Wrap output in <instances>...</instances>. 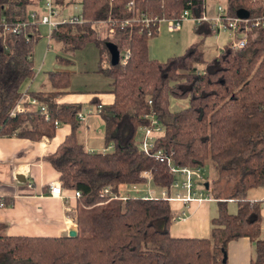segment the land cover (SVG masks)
<instances>
[{"label":"trees","instance_id":"16d2710c","mask_svg":"<svg viewBox=\"0 0 264 264\" xmlns=\"http://www.w3.org/2000/svg\"><path fill=\"white\" fill-rule=\"evenodd\" d=\"M38 1L0 0V20L26 22ZM129 1L58 0L62 8L79 5L82 23L60 24L49 35L60 47L62 56L54 57L60 66L71 64L63 55L88 43L97 49L95 73L110 80L113 97L98 112L102 146H110L106 152L85 148L79 136L82 123L76 119L81 105L55 103L69 92L67 71L46 72L42 86L49 91L27 93L43 107L46 120L38 109L11 114L23 94L21 86L34 76L32 52L39 27L28 25L19 34L3 33L0 27V138L37 142L68 126V134L44 161L63 190L79 193L73 237H10L0 224V264H226L221 260L227 244L240 238L252 244L249 264H264L260 204L246 199L247 191L264 188V29H251L242 49L224 47L205 60L200 46L212 29L195 28L201 41L158 61L148 55L155 26L122 22L140 15L170 20L184 10L198 18L204 15L205 0H133L127 10ZM222 8L228 17L244 11L249 19L264 18V0H225ZM107 43L119 57L128 51L124 64H110ZM172 100L185 101L186 107L172 111ZM150 119L161 129L150 153L160 152L162 162L145 155L136 142L137 129ZM206 166L214 171V182L233 180L224 200L212 195L217 215L209 221L207 238L170 237L172 213L165 199L110 198L120 185L144 184L143 172L154 186L168 190L178 179L171 167ZM103 188L110 196L100 197ZM202 189L209 190L207 179ZM229 199L235 203L234 214L226 210ZM0 201L12 205L11 197Z\"/></svg>","mask_w":264,"mask_h":264},{"label":"crops","instance_id":"0c3cea01","mask_svg":"<svg viewBox=\"0 0 264 264\" xmlns=\"http://www.w3.org/2000/svg\"><path fill=\"white\" fill-rule=\"evenodd\" d=\"M57 6L61 17H70L69 15H63V11L70 6L66 8H62L58 4ZM71 6H73L74 9H79L77 14H80L79 5L75 4ZM218 7L222 8L223 6L218 5L215 12L213 9L207 12L205 6L204 15L208 18L214 16ZM33 9L38 10L39 3ZM208 26L211 28L208 23L199 25L192 23V30L194 31V27H196L204 29L208 33ZM180 31L179 29L175 33L181 34ZM156 32L157 37L159 34V25ZM223 33H226L227 38L222 46H216L217 53L215 56L232 42L233 35L228 31H214L213 29L211 33H209L214 37L215 42L219 41ZM188 38L190 40V37L187 36V39ZM193 38L195 37L193 36ZM200 51L203 55L202 49H200ZM40 71L41 69L37 72L40 73ZM45 73L46 72L43 74ZM36 79L37 75L34 72L33 79L27 82L29 84L26 83L27 85L23 87L22 95H27L28 92L49 91L47 86H42L44 76L33 88ZM100 93L101 92L80 94L69 91L55 100V103L59 104H79L81 105L80 110L86 109L92 111L91 114L86 116L85 121L81 122L82 126L79 135L88 152H106L110 150V146L106 148L102 146L101 123L98 113L95 111V107L110 105L113 97L108 92L107 94ZM94 99L97 105L91 104V100ZM21 106L25 111L34 109L25 103V99H23ZM185 107V101L172 100L170 102V110L177 111ZM68 132V126L61 125L56 128L52 139L41 138L37 142H31L16 137L0 138V198H12V205L10 207L4 206L0 208V224L4 226V234L6 236L62 237L67 236L69 231H76V198H73L72 192L67 190H63V196L61 198L48 195L49 185L58 183V176L44 161V157L54 151L56 146L63 140ZM15 177H19V180L15 179ZM143 179L146 185L145 194H147L144 198H149L148 192L150 191V198H171L170 200L168 199L167 202L172 217H179V219L175 222H171L169 227L170 237L195 239H204L208 237L210 229L209 221L216 217L217 207L215 199H213L207 191H202L197 187L196 189L199 193L196 194V197L200 195V200L182 201L175 199L174 196L177 195L180 198L181 196H185L184 192H177L172 188L166 190L154 186L151 183L149 174L146 172L143 175ZM138 185H120L117 188V195L115 198L121 200L131 198L128 196L129 192L135 191ZM246 199L260 204L259 213L262 218L260 229L261 236L264 238V188H256L247 191ZM221 200H224V198ZM230 206L233 207L231 208ZM235 209L234 201L230 199L226 200V210L228 214H234ZM251 245V242L247 238H240L236 241L229 242L225 253L226 264H249Z\"/></svg>","mask_w":264,"mask_h":264},{"label":"built area","instance_id":"2783aa9c","mask_svg":"<svg viewBox=\"0 0 264 264\" xmlns=\"http://www.w3.org/2000/svg\"><path fill=\"white\" fill-rule=\"evenodd\" d=\"M39 9H32L28 14V21L20 22L16 24L7 23L3 19L0 20V27L2 28L3 33H11V34H19L22 32L28 25L35 24L36 26L44 27L46 29V38L49 41V35L52 30H54L60 24H71L76 25L82 23V19L80 14L72 15L70 17H61L59 15V9L57 6V0H39ZM133 6V0H130L126 4L127 10H131ZM136 22L140 25L147 27L149 24L155 26V30L157 31V27L159 23H165L166 29L170 33H175L180 29L181 23L184 21H190L195 25H199L201 23L210 24L211 28L214 31H228L233 35L232 42L226 47L231 51L235 52L237 50L242 49L246 43L247 33L251 29L261 28L264 29V18H253L249 19L248 16L246 18H238L237 16L228 17L225 16L223 8L218 7L216 14L210 18L202 15L201 17H193L188 10L182 11L177 17L172 18L170 20H158L156 18L150 20L143 15L138 16L137 18H132L130 20H125L122 22V26L127 25L129 22ZM112 29H108V33H111ZM129 53L127 50L123 52L121 57H119V62L124 64L126 59L128 58ZM25 99V103L34 109H38L41 114H43L44 119H47L46 114L44 113L43 107L39 105V103L30 98L27 95H21L19 101L17 102L15 108L11 112V114L18 112H25V109L22 108L21 104ZM101 106H96L95 111L98 113ZM91 110H80L76 113V119L79 122H84L86 116L91 114ZM56 125V123H54ZM161 134V129L157 125V123L150 119L149 125L141 126L136 131V142L140 151H142L145 155L154 157V159L162 162V157L160 152H151L153 147V143ZM168 163V161L166 162ZM170 171L173 174H176L178 179L173 182L170 188L176 190L177 192H184L185 196H181L180 198L175 195V199L182 201H190V200H200V195L196 197V194L199 193L197 191V187L201 185V182L204 180V176L200 169H189V168H180L176 169L174 167L170 168ZM145 172L141 173V177L143 178ZM200 188V187H199ZM48 195L51 197H59L63 196V190L60 187L59 183H52L49 185ZM110 196L108 192V188H103L100 191V197ZM151 191L148 192V197L150 198ZM73 198H78L79 193L73 192ZM110 198L115 199V196L111 195ZM168 201L171 198L165 197L163 198ZM4 207L2 201H0V208ZM179 219V217H172L171 222H175Z\"/></svg>","mask_w":264,"mask_h":264},{"label":"rangeland","instance_id":"374dc122","mask_svg":"<svg viewBox=\"0 0 264 264\" xmlns=\"http://www.w3.org/2000/svg\"><path fill=\"white\" fill-rule=\"evenodd\" d=\"M62 1L67 2L68 0ZM224 2L225 0H205L206 11L209 12L211 9H213L215 12L216 7L218 5L223 6ZM78 12L79 9H74L73 6H70L65 11H63V15H77ZM180 30L181 34L169 33L166 29V24L159 23L158 36L148 41L149 57L151 59L153 58L155 60L165 61L169 57L181 55L188 45L201 41V37L196 35L195 30H192V23L190 21L182 22ZM38 31L40 37L36 42L32 52L33 69L37 75V79L34 81L35 83L33 88L38 81L42 80L44 72L67 71L70 72V92L80 94L101 92L100 94H107L110 89V80L95 73L98 52L92 43L86 44L80 51L63 55L71 61V64L67 66H60L54 63L55 56H62L59 52L60 47L47 40L46 29L44 27L40 26ZM192 35L195 38H193ZM187 36L190 37V40L189 38L187 39ZM226 38V33L221 34V37L217 42L214 41V37L212 35L203 38L200 47V49L203 51V58L205 60H210L211 58L215 57L217 53L216 46H222ZM104 65H107V63H104ZM40 69L41 71L38 73L37 71ZM26 83L27 81L21 86L22 89L27 84H29ZM202 174L204 176V180L201 182V185L198 186L200 187V190L203 191L202 183L205 181V179H207L209 183V190L207 193H209L211 196L215 195L222 199L229 195L233 186V180L222 179L218 183L214 182L215 173L209 166H206L202 170ZM135 189V191L129 192V197L144 198L147 196V194H145V184L138 185ZM204 191L206 190L204 189ZM230 207L232 208L233 206Z\"/></svg>","mask_w":264,"mask_h":264},{"label":"water","instance_id":"95a60500","mask_svg":"<svg viewBox=\"0 0 264 264\" xmlns=\"http://www.w3.org/2000/svg\"><path fill=\"white\" fill-rule=\"evenodd\" d=\"M236 16L238 18H246L247 14L244 11H238L236 13ZM106 48H107V50L109 52L110 64L111 65L117 64L118 60H119V54H118L115 46L113 44H111V43H107L106 44ZM15 179L19 180V177H15ZM204 188H207V184H204ZM73 236H75V232L74 231H69L68 234H67V237H73ZM225 261H226V255L223 254L221 262L225 263Z\"/></svg>","mask_w":264,"mask_h":264}]
</instances>
